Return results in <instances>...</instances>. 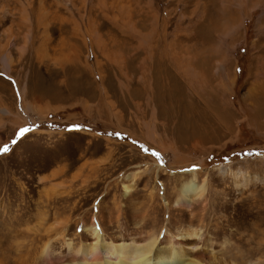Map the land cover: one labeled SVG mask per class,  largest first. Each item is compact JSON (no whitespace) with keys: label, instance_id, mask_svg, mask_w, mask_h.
<instances>
[{"label":"rangeland","instance_id":"obj_1","mask_svg":"<svg viewBox=\"0 0 264 264\" xmlns=\"http://www.w3.org/2000/svg\"><path fill=\"white\" fill-rule=\"evenodd\" d=\"M0 47V264L70 263L95 221L264 264V0H0Z\"/></svg>","mask_w":264,"mask_h":264},{"label":"bare ground","instance_id":"obj_2","mask_svg":"<svg viewBox=\"0 0 264 264\" xmlns=\"http://www.w3.org/2000/svg\"><path fill=\"white\" fill-rule=\"evenodd\" d=\"M44 16H47V14H40L39 17L37 16L39 19V26L44 24L42 20ZM45 29L46 27H44V30ZM48 42L49 36L47 33L43 32L42 46L40 44V49L36 52L38 60H43L48 57L46 51ZM228 170L227 167H220L218 173L221 177H225L228 174ZM191 174L192 177L187 178V180L181 184L182 187L177 194L176 205L178 207L185 206V204L189 202V198L192 199H190L191 201L199 202L207 198V194L209 193V189H207L206 186H199L195 183L197 173L194 171ZM231 175L233 177L234 187L238 191L246 188L252 180H254V182L258 181L257 176L253 178L242 172H233ZM136 176L138 177V174H134L132 178ZM127 188L128 186L124 187L125 190ZM127 190L130 191L129 188ZM209 200L214 201L213 198ZM187 205L189 204L187 203ZM250 214L251 213H249V215ZM235 216L236 214L234 217ZM252 219L255 220L254 217ZM86 232L90 233V236L94 238L93 243L89 245L83 244L78 247H75L71 243H67L70 253L75 255L72 262L67 264H218L220 261L215 254V249L219 246L217 245L219 243L208 237L206 229L204 228L197 227L196 229H187L185 227L178 232L177 235L172 234L171 231L167 229L166 234L162 236L151 233L147 236L130 235L123 236L119 239L108 240L106 233L95 221L93 225L86 228ZM48 245L50 244L44 245L45 249L43 253H45L46 256H49L51 253ZM258 255L259 249L257 248H254L250 253L251 257H256ZM237 262V259L233 261L230 259L229 264H239ZM219 263H221V261Z\"/></svg>","mask_w":264,"mask_h":264},{"label":"snow or ice","instance_id":"obj_3","mask_svg":"<svg viewBox=\"0 0 264 264\" xmlns=\"http://www.w3.org/2000/svg\"><path fill=\"white\" fill-rule=\"evenodd\" d=\"M237 71H240V69H237ZM25 131L26 130H24V129L21 130V136L24 135ZM12 143L15 145L17 142L15 140H13ZM9 151H10V149L8 147L3 148V153L7 154V153H9Z\"/></svg>","mask_w":264,"mask_h":264}]
</instances>
